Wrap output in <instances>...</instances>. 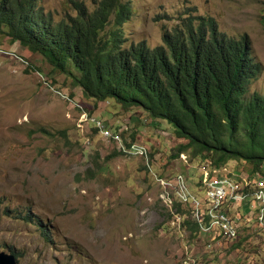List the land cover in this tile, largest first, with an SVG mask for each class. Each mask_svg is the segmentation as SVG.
Instances as JSON below:
<instances>
[{"label":"rangeland","instance_id":"374dc122","mask_svg":"<svg viewBox=\"0 0 264 264\" xmlns=\"http://www.w3.org/2000/svg\"><path fill=\"white\" fill-rule=\"evenodd\" d=\"M74 1L93 10L96 0L37 6L61 20L78 13ZM130 1L126 35L151 47L189 14L213 16L230 36L248 33L263 66L250 94H264V0ZM94 105L41 54L0 33V252L17 254L19 264H264V233L246 206L235 209L237 241L176 220L155 174L184 173L204 199L202 178L212 167L191 152L176 156L186 140L170 123L139 107ZM85 110L146 146L150 161L123 152L86 121ZM249 167L231 160L224 172L241 177Z\"/></svg>","mask_w":264,"mask_h":264},{"label":"trees","instance_id":"16d2710c","mask_svg":"<svg viewBox=\"0 0 264 264\" xmlns=\"http://www.w3.org/2000/svg\"><path fill=\"white\" fill-rule=\"evenodd\" d=\"M130 2L96 0L91 10L74 1L78 13L55 20L38 0H0V33L71 77L95 108L139 107L170 123L186 140L176 156H203L215 170L244 161L250 176L264 175V94H250L263 66L249 34L230 36L213 16L189 14L151 47L126 35ZM175 206L184 225L201 231L190 210Z\"/></svg>","mask_w":264,"mask_h":264},{"label":"built area","instance_id":"2783aa9c","mask_svg":"<svg viewBox=\"0 0 264 264\" xmlns=\"http://www.w3.org/2000/svg\"><path fill=\"white\" fill-rule=\"evenodd\" d=\"M84 114L87 122L94 123L95 128L99 129L104 137L118 143L123 152L129 150L150 161L146 146L126 141L120 132L112 131L102 119L93 117L86 110ZM226 169L227 167L217 170L212 168V173L204 174V199H200L191 189L184 173H178L172 179L155 175L163 188L162 196L173 209L178 222H182L184 215L176 209L177 200L190 210L192 219L200 224L201 231L214 232L216 237L227 241H237L241 217L235 215V209L242 204L251 214L257 215L256 226L264 233V175L248 174L240 177L235 173L224 172Z\"/></svg>","mask_w":264,"mask_h":264},{"label":"water","instance_id":"95a60500","mask_svg":"<svg viewBox=\"0 0 264 264\" xmlns=\"http://www.w3.org/2000/svg\"><path fill=\"white\" fill-rule=\"evenodd\" d=\"M0 264H19L18 257L15 253L0 252Z\"/></svg>","mask_w":264,"mask_h":264}]
</instances>
